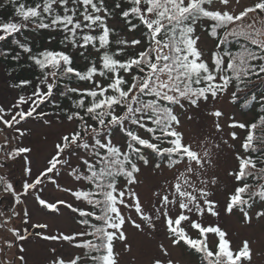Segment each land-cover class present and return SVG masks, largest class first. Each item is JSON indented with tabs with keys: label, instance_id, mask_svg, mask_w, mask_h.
<instances>
[{
	"label": "snow or ice",
	"instance_id": "snow-or-ice-1",
	"mask_svg": "<svg viewBox=\"0 0 264 264\" xmlns=\"http://www.w3.org/2000/svg\"><path fill=\"white\" fill-rule=\"evenodd\" d=\"M5 4L14 11L0 16V41L19 51L0 57L26 55L39 74L14 78L15 95L0 100V264H30L31 241L56 245L33 264H122L117 246L132 252L129 227L167 241L146 264H182L176 249L199 264H253L251 237L237 243L219 221H264V0ZM40 30L49 44L61 35L63 47L34 50L25 32ZM224 99L254 115L226 114L217 107ZM193 110L206 112L210 129H185ZM30 121L69 125L35 171ZM145 170L160 178L147 201L137 190ZM48 184L61 195L45 197ZM65 211L70 232L36 218Z\"/></svg>",
	"mask_w": 264,
	"mask_h": 264
},
{
	"label": "rangeland",
	"instance_id": "rangeland-1",
	"mask_svg": "<svg viewBox=\"0 0 264 264\" xmlns=\"http://www.w3.org/2000/svg\"><path fill=\"white\" fill-rule=\"evenodd\" d=\"M241 2L247 4L250 3L251 0H241ZM201 35L206 49L211 48L213 46V41L207 37L206 33L202 32ZM9 85V80L0 67V100H11L12 96L15 95V92L10 89ZM217 107H221L226 114H234L237 118L242 120H249L252 117L251 112H243L236 105L229 104L226 99L221 100ZM245 113H247V115H245ZM189 114L193 115L194 119L193 121L185 120V129L190 130L192 128L198 127H202L205 130L210 129L211 121L207 118L206 112L193 110ZM25 126L32 129V135L28 137L26 142L31 143L39 154L38 163L34 165L35 171L36 168L43 165L44 158L52 151L53 141L56 139L57 135L66 127H69V125L66 123L64 125H57L52 129H48L42 127L38 122L30 121ZM46 137L47 139L45 140ZM117 139H120V137L117 136ZM224 163L225 162L222 161V165ZM13 174L16 177L17 184H19L21 179L20 171L18 169H13ZM140 179L143 181V183L137 190L141 193L142 199L147 201L151 197L153 184L157 183L160 178L154 176L150 170H145ZM61 183H64V181H61ZM44 195L45 197H55L61 194L55 189L53 185L48 184ZM27 203L30 208L35 209V204L31 196L28 197ZM36 218L42 221H48L54 227H59L60 229L69 232L76 227L71 215L66 211L63 216L57 217L49 216L45 212H37ZM219 222L229 230L233 240L237 243H239V241L244 237H251L255 249L253 264H264V221H254L252 227L248 228L241 223L239 215L237 214L232 217L222 216ZM128 232L130 239L133 242L132 252L125 253L122 251L119 245L117 246V250L121 251L122 253V264H146V261L151 257V255L155 253L157 242L167 243V241H163L161 237L148 239L146 236L137 233L130 227ZM50 246L56 245L45 242L31 241L28 245V259L30 264H33V261L43 259L45 250ZM62 247L65 251L69 250V245L67 243H65ZM173 251L177 258L181 260L182 264H185V262L186 264H198L197 259L186 250L176 249ZM8 255L9 258H11L12 253L10 252Z\"/></svg>",
	"mask_w": 264,
	"mask_h": 264
},
{
	"label": "trees",
	"instance_id": "trees-1",
	"mask_svg": "<svg viewBox=\"0 0 264 264\" xmlns=\"http://www.w3.org/2000/svg\"><path fill=\"white\" fill-rule=\"evenodd\" d=\"M28 2H31V0H28ZM4 0H0V4H3ZM13 7L10 4H5L3 7H0V16L2 17H9L13 15ZM112 23L119 25L118 21H113ZM55 36V39L49 44L48 42V36L49 33L47 30H40L38 32H33V33H28L25 32V36L29 40V42L33 45L34 50H41L44 47H53V48H62L63 45H61L59 42L62 39L61 35H57L53 33ZM135 35L139 36V33H136ZM13 50L15 49L16 51H19L16 45L12 43L11 38H9L7 41H0V50ZM15 52L9 51V57L8 58H3L0 57V67L4 71V74L7 76L9 83L11 84L14 82V78H23L27 77L29 79H35V77L39 74L38 71L35 68L29 67L30 61L27 60L26 55H21V60L19 62L14 61L11 59V55H14ZM76 63L83 65L85 61L80 58L78 55L76 57ZM76 82H73L75 85ZM59 103L64 105L66 103H70L69 101H66L65 98L61 97L59 100ZM237 107L240 108L239 105H236ZM45 111H54L55 109L51 104H45L42 106ZM241 109V108H240ZM243 112H251L248 109H241ZM258 111V109H257ZM252 116L254 115L253 112ZM252 118V117H251ZM250 118V119H251ZM189 252L193 257H195L198 261L199 264V259L195 254H192L190 251Z\"/></svg>",
	"mask_w": 264,
	"mask_h": 264
}]
</instances>
